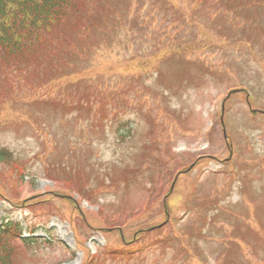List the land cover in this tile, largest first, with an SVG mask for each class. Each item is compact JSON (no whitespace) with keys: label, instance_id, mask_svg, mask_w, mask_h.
Here are the masks:
<instances>
[{"label":"rangeland","instance_id":"obj_1","mask_svg":"<svg viewBox=\"0 0 264 264\" xmlns=\"http://www.w3.org/2000/svg\"><path fill=\"white\" fill-rule=\"evenodd\" d=\"M193 1L196 0H92L81 15L80 25H74L83 40H75L69 50L68 44L57 41L58 32L53 35L45 33L40 41L44 45L35 46L34 53L37 50L39 55L47 42L43 54L51 55L62 48L65 54L54 60L52 71L58 66L63 72L73 66L64 68L67 60L72 59L74 63L79 57L75 64L80 63L87 75L83 83L104 93L97 105L92 101L82 102L77 96L72 99L69 94L75 95L73 89L68 91L69 94L65 93L68 102H72L70 118L66 120L67 127L63 129L60 125L56 135L45 126L36 128L31 124L34 122L32 116L24 120L15 115L18 107H14L12 101L0 104V147L12 151L28 168L30 175L25 178L27 184L23 186L19 178L12 183L11 175L2 173L7 184L1 178L0 186L6 196L19 202L50 188H64L63 183H55L49 177L40 155L44 160L53 154V143L62 146L68 140L70 146L85 136L86 141L75 160L82 163L83 156L93 155L91 169L94 172L82 175V185L88 195H93L104 185L108 211L111 215L120 214L118 224L125 225L127 236L134 235L140 227L164 219V199L176 176L175 161L185 165L205 156L201 165L181 178V192L179 188L171 197L172 222L170 219L171 223L165 224L160 231L143 235L134 244L135 252L122 251L120 245H113L112 253H108L103 236L84 228L90 238L87 247L93 253L99 252L96 264H264V115L252 116L243 96H233L226 105V127L235 144V156L229 163L209 158L229 157L219 122L222 102L231 87H246L253 96L252 109L264 111V9L260 10L264 7V0H223L225 8L236 9L235 17L222 18L218 23L210 22L211 17L206 16L209 22L200 21L202 28L192 26V21H197L192 15L184 16L186 28L190 29L185 31L187 34L178 40H173V36L171 40L163 38L166 43L160 44L157 39L160 27L170 20H164L158 6L168 8L177 4L189 14ZM141 5L143 11L134 14L132 9L136 11ZM107 6L114 8L116 14L110 11L109 15ZM245 7L246 20L255 22L256 30L239 15L238 8ZM201 9L204 17L207 12ZM91 11L98 14L92 15ZM257 11L263 16H250ZM259 19L263 20L261 26ZM60 34L70 37L63 31ZM71 36L77 38L75 34ZM141 46L146 50L139 49ZM160 49L162 53L147 59V66L144 59H136V56L142 57L152 50L158 53ZM168 57L173 58L164 63ZM142 64L146 66L145 70L140 69ZM12 68L5 69L0 76L1 91L16 90L17 86L26 84L21 81L30 80L37 85H48L46 90L55 93L58 99L62 98L61 91L66 90V86L55 81V77L51 78L47 67L22 64L20 68ZM168 69L178 70L176 73L184 70L189 78L183 79L182 83L173 80L163 85L157 98L150 96L146 102L150 104L149 110L148 107L139 108V100L137 108L128 107L125 102L128 99L122 93L128 95L129 100L134 98L136 88L133 85L138 84L137 77L142 76V85L145 82L150 84L151 79L160 77V73ZM75 73L72 71L69 76ZM164 107L166 114L161 112ZM138 108L145 112L139 113ZM133 123L136 129L131 137L120 141L121 136L116 131L123 127L128 129ZM206 134H209L208 141ZM57 150L66 152L64 148ZM185 152L193 155L173 156ZM120 165L136 171L131 177V192L126 195L121 189L125 186L123 179L127 177L117 170ZM109 172L114 178L107 174ZM200 174L204 181L200 187L204 192L201 202H196L192 189ZM247 174L252 183L247 182L243 193ZM76 180L73 179L74 183L78 182ZM223 185L227 192L222 194ZM240 191L243 195L239 194ZM207 197L218 198L219 205L215 210L205 211ZM99 198L103 202V196L99 195ZM9 202L0 198V224L21 223L25 229H34L36 235L49 243L34 249L25 247L19 264L82 263L84 255L76 248L75 235L67 219L70 209L66 205L51 199L50 212L53 214H42L39 206L31 213L15 208ZM228 205L235 206V211ZM82 207L91 209L87 202ZM210 212H218L219 217L215 214L210 217ZM205 217L209 221H205ZM76 221L81 223L82 220ZM239 223L249 226L240 230ZM109 239L114 241L113 237ZM239 250L245 257L243 261L234 258ZM33 252L42 256L34 258ZM231 253L233 260H229Z\"/></svg>","mask_w":264,"mask_h":264},{"label":"trees","instance_id":"obj_2","mask_svg":"<svg viewBox=\"0 0 264 264\" xmlns=\"http://www.w3.org/2000/svg\"><path fill=\"white\" fill-rule=\"evenodd\" d=\"M9 1L11 5L0 0V53L13 52L22 57L26 49L34 47L36 41L39 43L46 36V31L61 29V26L76 31L74 24L80 25L81 15L91 0ZM11 259V253L4 252L0 235V264H11Z\"/></svg>","mask_w":264,"mask_h":264}]
</instances>
